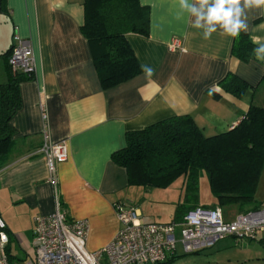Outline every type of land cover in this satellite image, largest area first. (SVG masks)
<instances>
[{"label": "crops", "instance_id": "1", "mask_svg": "<svg viewBox=\"0 0 264 264\" xmlns=\"http://www.w3.org/2000/svg\"><path fill=\"white\" fill-rule=\"evenodd\" d=\"M139 2L149 8L148 34L125 37L141 73L106 89L81 33L83 0H3L0 4V80L6 77L1 54L11 47L15 32L30 41L34 59L31 78L19 84L21 107L10 121L12 147L0 168V215L9 239L12 236L23 251L19 260L32 243L33 217L54 208L45 159L39 153L43 127L53 143L67 148L66 160L57 164L60 204L68 218L87 221L85 248L96 251L119 227L116 202L136 206L146 220L169 223L180 218L176 211L184 199L182 176L166 187L130 185L125 169L111 160V154L125 146L128 132L190 114L206 135H212L235 125L250 102L264 105V65L231 57L232 37L221 35L218 28L205 40L187 14L177 18L176 0ZM246 13L250 40L259 37L264 43V8ZM174 37L181 40V50L169 48ZM229 71L253 89L240 97L222 90L218 82ZM209 91L219 97L213 98ZM254 198L264 206V166ZM214 202L213 197L202 206ZM221 212L229 221L240 211ZM257 238L255 243L251 238L227 236L194 253H183L177 244L168 264H264V231Z\"/></svg>", "mask_w": 264, "mask_h": 264}, {"label": "trees", "instance_id": "2", "mask_svg": "<svg viewBox=\"0 0 264 264\" xmlns=\"http://www.w3.org/2000/svg\"><path fill=\"white\" fill-rule=\"evenodd\" d=\"M83 9L80 29L89 44L102 88L113 87L140 74L141 66L125 35L148 34V6L139 0H83ZM256 47L248 34L241 31L232 41L230 54L240 61L254 59L264 65V60L256 58ZM10 51L11 47L1 54L6 77L0 80V168L12 147L10 121L21 107L19 84L32 75L11 72ZM261 81L264 82V74ZM218 86L236 97L253 89L232 71L227 72ZM209 95L219 97L215 91H209ZM111 160L125 169L130 185L166 187L182 176L184 199L176 211L179 220L187 209L197 205L202 173L214 197L213 206L234 204L240 212L259 208L254 194L264 166V105L250 102L235 125L212 135H206L190 114L168 117L128 132L125 146L114 151ZM7 253L12 260L8 247ZM172 259L173 256L157 264H168Z\"/></svg>", "mask_w": 264, "mask_h": 264}, {"label": "built area", "instance_id": "3", "mask_svg": "<svg viewBox=\"0 0 264 264\" xmlns=\"http://www.w3.org/2000/svg\"><path fill=\"white\" fill-rule=\"evenodd\" d=\"M169 48L181 50V40L172 38ZM8 64L12 73L31 75L34 70L30 41L16 32L12 36ZM39 153L45 159L54 208L49 214L33 217L31 246L18 261L9 259V235L0 215V234L6 238L0 240V264H155L174 255L177 244L183 253H194L226 236L254 239L264 231V206L239 212L226 221L220 207L196 205L187 209L179 221L159 223L143 218L132 204L116 202L114 210L119 227L115 235L101 249L88 251L85 248L87 221L68 218L58 198L57 164L67 158L66 145L53 143L43 127Z\"/></svg>", "mask_w": 264, "mask_h": 264}, {"label": "clouds", "instance_id": "4", "mask_svg": "<svg viewBox=\"0 0 264 264\" xmlns=\"http://www.w3.org/2000/svg\"><path fill=\"white\" fill-rule=\"evenodd\" d=\"M176 3L179 9L177 18L181 19L187 14L191 26L201 29L205 40L210 39L218 28L221 35L237 39L241 31L249 30L246 10L264 8V0H176ZM252 42L259 45L254 49L256 58L264 60L261 38L252 37ZM4 239L0 234V240Z\"/></svg>", "mask_w": 264, "mask_h": 264}, {"label": "rangeland", "instance_id": "5", "mask_svg": "<svg viewBox=\"0 0 264 264\" xmlns=\"http://www.w3.org/2000/svg\"><path fill=\"white\" fill-rule=\"evenodd\" d=\"M0 69H2V67H0ZM183 188H184V185H183ZM154 190H156V189H154ZM211 200H213V196H212L210 189H209V186H208L207 177H206L205 173H202L200 178H199L196 203H197V205L202 206V205H205L202 203L209 204ZM192 202H193V200L190 201L189 203H192ZM189 203L184 202V205H187ZM160 206L165 207V205H160ZM221 209L223 211H228L230 213H235L238 211L237 205H234V204L225 205V206L221 207ZM176 235L177 236L179 235V228L176 229ZM251 240L253 242L257 243L256 241H258V238L256 237L254 239H250L249 241H251ZM8 249H9V253L12 257V260H14V261H18L19 258H21L23 256V251L20 249L17 242L15 241V239L12 236H10V239H9ZM184 256H191V255H184ZM155 264H157V263H155ZM174 264H183V263L181 261H178ZM185 264H188V262H186Z\"/></svg>", "mask_w": 264, "mask_h": 264}]
</instances>
